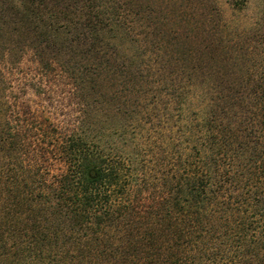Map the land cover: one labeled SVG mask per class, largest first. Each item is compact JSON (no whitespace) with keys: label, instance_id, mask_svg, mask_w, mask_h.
Segmentation results:
<instances>
[{"label":"trees","instance_id":"obj_1","mask_svg":"<svg viewBox=\"0 0 264 264\" xmlns=\"http://www.w3.org/2000/svg\"><path fill=\"white\" fill-rule=\"evenodd\" d=\"M216 1L0 0L4 64L31 51L69 74L84 105L113 107L121 139L143 117L166 132L161 156L156 141L132 156L102 143L86 107L65 131L0 122V264H264V72H236ZM149 163L163 166L152 182Z\"/></svg>","mask_w":264,"mask_h":264},{"label":"rangeland","instance_id":"obj_2","mask_svg":"<svg viewBox=\"0 0 264 264\" xmlns=\"http://www.w3.org/2000/svg\"><path fill=\"white\" fill-rule=\"evenodd\" d=\"M229 1L217 0L216 4L219 5L228 25L225 31L221 32L222 36H227L225 38L227 43H225L229 45L230 50L237 49L234 53L238 55L239 61L234 69L238 74L248 70L255 75H259L264 72L263 2L262 0H249L247 7L232 11ZM161 7L164 8V4ZM226 30H229V32L226 33ZM225 33L227 35H224ZM199 35L200 31L198 30L194 39V42L196 41L194 43L195 48L199 46ZM119 47L127 53L131 52L126 41L121 42ZM218 60H220L219 55L216 56V60L212 61L211 64ZM3 62L0 57V122L2 125H6L8 120L12 124V119H24L32 128L41 125L45 130H52L53 128L50 124L53 123L57 125L58 130L65 131L66 128L68 129L73 124L77 125L79 123L84 116L82 110L86 107L84 109L86 113L85 122H89L94 131H98L99 128L100 131L102 130L100 136L103 144L115 146L120 152H124L122 148L129 151L133 150L131 155L134 156L138 152L135 147L136 144L139 148L141 145L145 149H152V142L156 141V145L160 147L157 150V156H161V154H158L161 152V144L166 132L162 128V123L157 124L156 119V121L152 122L155 124L154 126L152 124V127L150 122L144 117L141 120L132 122L128 128L129 133L123 135L125 139H121L119 121L122 120L113 116V107L100 103L89 107L84 105L81 101L83 99L81 98L80 100L79 94H75L73 91L69 74L57 67L55 69H47L41 66L31 51L25 52L18 61L5 64ZM3 79L10 82L8 89L5 88ZM205 86L206 84L204 83H198L193 91V96L187 104L188 110L195 111L196 118L194 122L198 123V127L205 116L204 104L207 99H203L202 95ZM84 100L86 103V99ZM8 104L11 105L9 108H7ZM244 108L240 110L244 119V121L242 120V125L247 124L248 127H251L250 129H254L256 126L255 117L253 118L252 115H249L248 108L246 110ZM14 123L15 121H13ZM102 124L105 126L104 130L101 127ZM136 124H138V127ZM173 130H176V126L173 127ZM92 133L94 132L92 131ZM198 133L201 134L202 130H198ZM43 137L45 136L43 135ZM257 142H260V140ZM48 151L51 152L53 150L48 147ZM151 151L146 153L145 159H149ZM136 156L135 158H137ZM158 158L160 159V157ZM159 159L158 161L160 162ZM159 166L161 165L158 164L155 167L156 171H149L148 169L152 168V166L150 163L146 164V176L149 182H152L151 176H154V173L157 176L156 178L160 176L163 166L160 167V171ZM46 167L49 169L50 174H56L62 168L61 164L53 161H49ZM155 180L157 179H153V181ZM148 191H145V194H148Z\"/></svg>","mask_w":264,"mask_h":264}]
</instances>
